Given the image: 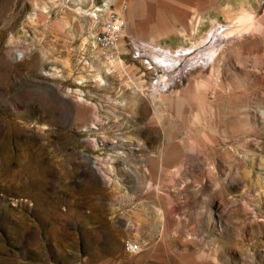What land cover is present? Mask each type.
Segmentation results:
<instances>
[{"label":"rangeland","instance_id":"rangeland-1","mask_svg":"<svg viewBox=\"0 0 264 264\" xmlns=\"http://www.w3.org/2000/svg\"><path fill=\"white\" fill-rule=\"evenodd\" d=\"M0 264H264V0H0Z\"/></svg>","mask_w":264,"mask_h":264},{"label":"bare ground","instance_id":"bare-ground-1","mask_svg":"<svg viewBox=\"0 0 264 264\" xmlns=\"http://www.w3.org/2000/svg\"><path fill=\"white\" fill-rule=\"evenodd\" d=\"M104 7H108V2L107 1H105ZM93 20L95 21V29H96L95 30V43H94V46H93V40H91L90 41V44H91V48H93L96 51V49L98 50V34H97V31H98V27H99V20L98 19H93ZM88 34H90V33H88ZM128 36H129L128 29H125V31L123 33L124 40L122 42V45L124 47L128 43L127 40L125 39ZM90 37H91V39H92V37H94L93 36V33L90 34ZM86 42H88V38H85L83 40V43H82V47L83 48H86V46H87L86 45ZM118 48H119V45H118ZM118 48H117V51H116V59L118 58V60L116 62H115L116 59L113 60V61H111V65H110L111 68H116V69L124 70L126 67L129 66L128 64L132 63L130 57H132V59H137L136 61H137L138 64H140V62L141 63L143 62L144 70H141V76L145 77V79H146V80L141 81L138 84L139 91L140 92L143 91V87H145L147 85V83H148L147 82L148 77H150L151 85H152L150 88H153L154 87V88H156V91H157V92L156 91L155 92L152 91V94L153 95L154 94L157 95V93H161V91L163 90V88L161 90V89H158L157 86L161 87L162 85L165 84V81H167L166 79L168 78V74H169V70H170V67H171V63H173V62H171V59L170 58H167L166 55H164V54H167L168 52L165 51V53H161V54H156V55L149 56V55H146L144 52L140 51L138 49V47L135 46L133 48V50L136 51L137 54L136 55H133L132 54V51H129L127 49H125L121 53L120 51H118ZM182 51H183V49H181V50H179V51H177L175 53H178V52L181 53ZM99 52L101 53L102 58H103V52L102 51H99ZM177 56H179V54H177ZM204 63L207 64V61L204 60ZM89 67L97 71L93 75V77H95V79H97L99 81L102 80V76L100 75L102 73H99V71L101 72L102 67H100L98 65H95V64H92V65L90 64ZM108 71H110V68H108ZM145 71H147V73L148 72H151V75L150 76L146 75L147 73ZM80 78L81 79H84L83 76H81ZM149 96L152 97V95H149ZM153 100L155 101V99H153ZM100 141L102 143H109L106 137L105 138L104 137L101 138ZM118 158H122V154L118 153L116 156L110 157L111 160H116V159L118 160ZM132 245L134 246L133 247V251L134 252H137L139 250V246H136L134 243H132Z\"/></svg>","mask_w":264,"mask_h":264},{"label":"built area","instance_id":"built-area-1","mask_svg":"<svg viewBox=\"0 0 264 264\" xmlns=\"http://www.w3.org/2000/svg\"><path fill=\"white\" fill-rule=\"evenodd\" d=\"M125 8L126 6L124 5L122 9ZM91 17L92 19L99 20L97 51L103 52L104 61L111 62L116 59V51L123 39V33L128 24L127 20L120 11H116L110 7H95ZM133 247L132 243H128L126 250L134 252Z\"/></svg>","mask_w":264,"mask_h":264}]
</instances>
